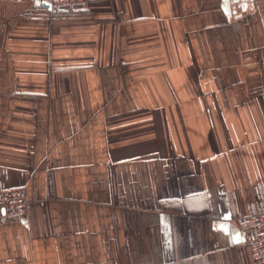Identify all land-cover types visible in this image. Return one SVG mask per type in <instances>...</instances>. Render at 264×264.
I'll return each mask as SVG.
<instances>
[{
  "label": "crops",
  "instance_id": "0c3cea01",
  "mask_svg": "<svg viewBox=\"0 0 264 264\" xmlns=\"http://www.w3.org/2000/svg\"><path fill=\"white\" fill-rule=\"evenodd\" d=\"M0 184V264H258L264 0H0Z\"/></svg>",
  "mask_w": 264,
  "mask_h": 264
},
{
  "label": "built area",
  "instance_id": "2783aa9c",
  "mask_svg": "<svg viewBox=\"0 0 264 264\" xmlns=\"http://www.w3.org/2000/svg\"><path fill=\"white\" fill-rule=\"evenodd\" d=\"M57 12L76 11L88 7L90 0H47ZM262 188H259L261 195ZM29 198L24 187L0 184V222L22 220L28 212ZM236 226L243 232L250 256L255 263L264 264V204L238 216Z\"/></svg>",
  "mask_w": 264,
  "mask_h": 264
},
{
  "label": "water",
  "instance_id": "95a60500",
  "mask_svg": "<svg viewBox=\"0 0 264 264\" xmlns=\"http://www.w3.org/2000/svg\"><path fill=\"white\" fill-rule=\"evenodd\" d=\"M40 4L43 5V6H46L48 8H52L51 3L48 2L47 0H40ZM230 4H231V0H223V6L226 9V11L230 10ZM228 226H229V224H227V228H228ZM232 230H234L240 236L242 234L243 235V239H245V236H244L243 232L239 228H237L235 226H232Z\"/></svg>",
  "mask_w": 264,
  "mask_h": 264
}]
</instances>
